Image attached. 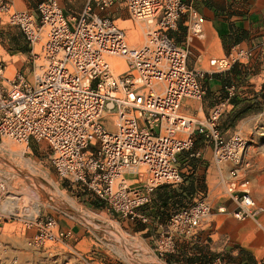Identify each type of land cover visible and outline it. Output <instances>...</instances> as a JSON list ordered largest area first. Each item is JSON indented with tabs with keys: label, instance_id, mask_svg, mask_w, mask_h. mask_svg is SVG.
Returning a JSON list of instances; mask_svg holds the SVG:
<instances>
[{
	"label": "built area",
	"instance_id": "1",
	"mask_svg": "<svg viewBox=\"0 0 264 264\" xmlns=\"http://www.w3.org/2000/svg\"><path fill=\"white\" fill-rule=\"evenodd\" d=\"M113 6L146 23L142 44L130 45L125 31L100 15ZM36 9L38 19L0 0V12L27 43L41 42L39 51L31 50V78L21 71L7 78L0 64V136L21 143L44 141L60 178L80 183L122 219L148 223L152 193L182 181L176 156L189 151L199 134L211 144L214 163L229 165L225 193L234 205L233 217L254 218L263 211L250 193V162L244 158L248 141L239 134L225 137L219 128L221 117L232 108L234 86L204 116L181 110L183 99L203 97L204 71L188 67L187 50L167 32L187 14L190 35H201L203 17L193 3L87 0L79 15L67 16L58 0H42ZM250 56L248 49L234 48L209 59L208 66L221 72ZM110 57L123 58L126 69L117 72ZM6 192L0 178V220L11 214H5ZM224 210V205L218 207ZM211 212L203 197L172 211L158 226L155 253L165 256L176 250L178 239L196 238ZM31 223L33 247L67 237L53 216ZM206 264L223 260L218 256ZM243 264H264V255Z\"/></svg>",
	"mask_w": 264,
	"mask_h": 264
},
{
	"label": "rangeland",
	"instance_id": "2",
	"mask_svg": "<svg viewBox=\"0 0 264 264\" xmlns=\"http://www.w3.org/2000/svg\"><path fill=\"white\" fill-rule=\"evenodd\" d=\"M106 11L105 15L114 18L115 23L125 31L130 45H140L145 41V22L132 19L124 8H117L112 14L110 10ZM40 45V41L32 46L26 43L17 27L8 22V15L0 12V64L5 77L11 78L15 72L21 71L31 78L34 69L31 50L39 51ZM114 60H118L117 72L126 69L123 58H110L112 63ZM204 65L209 68L208 60ZM231 68L211 74L227 73ZM252 72L250 70L248 73ZM230 74L232 80L227 78L226 86H236L237 78L233 71ZM208 78L204 75L200 79L202 87H205V79ZM192 100L198 102V99ZM250 115L247 124L237 133L248 141L249 149L244 158L250 162L247 173L250 193L256 203L263 206V211L254 218L221 220L220 215L215 216L218 219L217 234L212 238L207 237L206 245L213 253H220L226 264H242L251 261L254 254L257 258L264 255V111L255 110ZM226 124L227 120L222 118L220 127L225 128ZM49 154L50 149L43 141L21 143L0 136V178L7 188L4 208L11 213L0 220V264H168L154 254V246L149 245L144 236L131 228L127 229L121 223L124 220L118 219V214L111 213L100 199L94 196L93 204L89 200H82L84 193H76L73 189L76 185L60 179L51 165ZM200 158L194 162L200 165L207 161ZM213 173L214 176L209 179V197L215 207L227 198L224 193L227 180H219L216 168ZM198 177L200 181L196 185L193 182L185 184L184 191L189 192L185 191L180 203L176 201V205L166 209L168 211L164 212V216L192 204L198 193L206 195L208 185L205 183V172L199 173ZM62 181H66L69 187ZM42 205L45 206L46 216L61 211L72 216L71 220L80 227L77 240L65 238L44 247L31 246L29 240L35 233L31 222L38 216L39 212L36 211H40ZM82 237L84 239L79 241Z\"/></svg>",
	"mask_w": 264,
	"mask_h": 264
},
{
	"label": "crops",
	"instance_id": "3",
	"mask_svg": "<svg viewBox=\"0 0 264 264\" xmlns=\"http://www.w3.org/2000/svg\"><path fill=\"white\" fill-rule=\"evenodd\" d=\"M7 1L12 4L13 9L26 11L32 14L34 18H39L36 6L42 0ZM58 1L63 13L67 16L79 15L87 2V0ZM184 1L193 3L203 17L201 26L202 33L199 36L190 35L188 31L190 19L187 14H184L179 17L176 27L168 31L167 35L174 43L187 50L189 54L187 58L188 67L204 71V75L209 78L205 79V81H207L206 85L202 87L204 89L203 97L198 100V102L189 98L183 99L181 110L184 114L189 116L201 117L206 115L209 109L225 96L226 90L229 87L226 86V80L227 78L232 80L230 72L233 71L235 75L233 76L237 78L238 82L236 86L230 85L235 88V94L232 97L233 105L232 108L221 117V119L227 120L225 128H221L220 126L219 128L225 137L238 134L237 130L242 129V126L247 124L248 121L246 120L251 116V113L255 110L264 111V84H262V82H264V0ZM117 8L123 7L113 6L106 10H110L112 14L116 12L115 10ZM106 10L101 11L100 15L106 16ZM115 15H117V13ZM107 17L114 20L110 15ZM17 30L19 31L18 28ZM19 34L23 40H25L20 31ZM234 48L248 49L251 51L250 58L243 63H234L227 73L211 74L216 71L209 66L210 69L205 68L204 62L206 60L222 57ZM250 70L253 72L248 73ZM231 117H233L234 120L232 124L229 125V119ZM200 157L202 159H207V161H204L203 164L200 165L195 163L194 161ZM175 165L181 173L182 181L177 185H162L154 190L151 195L150 207L147 210L150 214L149 222L141 223L122 219L124 221H121V223L124 224L127 229L131 228V230H135L136 233L144 236L148 244L154 246L158 234V226L160 223L165 222L168 217L164 216V212L168 211L166 209H170L172 205H176L174 204L176 201L180 203L181 200H183L182 197L185 191H188H184L185 184L193 182L196 185L197 182L200 181L198 180V174L205 172V183L208 185L207 193L206 195L198 193V195L193 198V201L198 197L209 200L208 202L212 208L209 222L201 228L196 238L178 239L176 250L160 258L168 264H206L211 259L219 256L222 258L223 264H226L225 258L220 253H213L211 248L206 244L208 243L207 237L212 238L213 235L217 234L218 219L215 216L220 215L221 220L235 219L231 214L234 205L230 200L226 198L225 202L220 201L217 206L214 207L209 197V179L214 176V169L216 168L218 171L219 180L224 182V179L228 180L227 169H229V165L224 164L217 166L214 163L211 144L199 134L194 136L193 146L189 151H183L176 156ZM63 180H67V182L69 181L73 183V185H76V187L73 188L76 193H84L81 197L82 200H87V202L89 200L92 204L94 203L95 194L90 190L84 188L78 182H72L68 179ZM67 182L62 181L65 186ZM66 187H69V185ZM225 190L224 187V193ZM223 205L225 210L221 212L218 211V207ZM84 208L88 209V207ZM213 210H216V212ZM82 212L86 214V216H89L86 211ZM8 213V210L5 209V214ZM46 215L45 206L42 205L34 221L39 218L43 219ZM53 217L56 219L60 230L67 233L66 239L70 241L77 240L80 227L71 220L73 219L72 216L61 211L53 215ZM117 218L120 219L121 217L118 216ZM153 236L155 238H153ZM83 239L84 237L80 238L79 241ZM154 254L158 256L155 251ZM255 259H257V257L254 254L249 262Z\"/></svg>",
	"mask_w": 264,
	"mask_h": 264
},
{
	"label": "bare ground",
	"instance_id": "4",
	"mask_svg": "<svg viewBox=\"0 0 264 264\" xmlns=\"http://www.w3.org/2000/svg\"><path fill=\"white\" fill-rule=\"evenodd\" d=\"M110 58H114V57H110ZM110 58H109V59H110ZM114 62H115V63H114ZM114 62H113V63L111 62V63H112V65H114V67H115V66H117L116 63L118 62V60H114ZM248 148H249V147H247V149H248ZM37 208H38V207H36V209H37ZM36 212H39V210H37Z\"/></svg>",
	"mask_w": 264,
	"mask_h": 264
},
{
	"label": "trees",
	"instance_id": "5",
	"mask_svg": "<svg viewBox=\"0 0 264 264\" xmlns=\"http://www.w3.org/2000/svg\"><path fill=\"white\" fill-rule=\"evenodd\" d=\"M233 120H234V118H233V117H231V118L229 119V125H231V124H232Z\"/></svg>",
	"mask_w": 264,
	"mask_h": 264
}]
</instances>
